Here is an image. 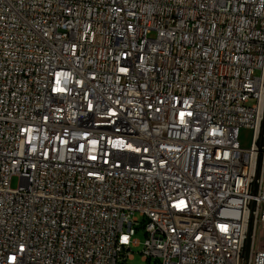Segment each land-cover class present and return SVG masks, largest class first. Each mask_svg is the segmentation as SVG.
I'll list each match as a JSON object with an SVG mask.
<instances>
[{
    "label": "built area",
    "instance_id": "1",
    "mask_svg": "<svg viewBox=\"0 0 264 264\" xmlns=\"http://www.w3.org/2000/svg\"><path fill=\"white\" fill-rule=\"evenodd\" d=\"M140 217L264 264V0H0V264H127Z\"/></svg>",
    "mask_w": 264,
    "mask_h": 264
},
{
    "label": "rangeland",
    "instance_id": "2",
    "mask_svg": "<svg viewBox=\"0 0 264 264\" xmlns=\"http://www.w3.org/2000/svg\"><path fill=\"white\" fill-rule=\"evenodd\" d=\"M154 36V34L150 35ZM241 144L243 146H249L252 141V131L246 128L241 129V135H240ZM19 184V177L13 176L11 179V186L17 187ZM140 224L137 226V232L134 236L138 240V245L132 246V253L134 257L132 259H129L127 261V264H157V259L153 258L152 260H144L143 259V249H144V241L146 238L145 230L142 227V224H144L143 218L140 217Z\"/></svg>",
    "mask_w": 264,
    "mask_h": 264
}]
</instances>
